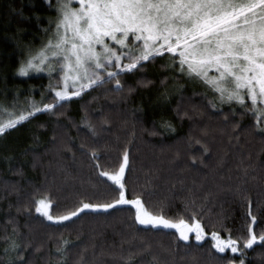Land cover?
<instances>
[{"label":"trees","instance_id":"obj_1","mask_svg":"<svg viewBox=\"0 0 264 264\" xmlns=\"http://www.w3.org/2000/svg\"><path fill=\"white\" fill-rule=\"evenodd\" d=\"M55 5L0 0V116L56 103L62 72L19 75L27 51L53 31ZM111 68L116 78L101 72L103 84L0 135V264H264V242L244 247L250 229L264 235V131L250 101L220 103L169 53L132 71ZM125 152L128 198L172 220L198 219L239 251L141 225L131 205L60 223L36 212L41 198L54 216L118 200L102 173L117 171Z\"/></svg>","mask_w":264,"mask_h":264},{"label":"snow or ice","instance_id":"obj_2","mask_svg":"<svg viewBox=\"0 0 264 264\" xmlns=\"http://www.w3.org/2000/svg\"><path fill=\"white\" fill-rule=\"evenodd\" d=\"M57 11L54 40L30 55L19 74L27 76L30 70L41 71L48 66L50 71L63 73L64 86L55 92L56 103L43 108L33 103L26 114H9L6 122H0V135L36 113L51 111L60 102L80 96L83 90L103 84L105 77L101 72L108 79L116 78L119 72L106 71L110 67L132 71L142 62L165 53L179 57L182 72L186 67L190 76L210 84L222 103L235 101L244 105L247 97L257 123L264 122V0H62ZM125 59L129 62L123 64ZM53 60L57 62L55 66L51 64ZM213 71L216 76L209 75ZM69 81L79 88L69 92ZM116 87L120 88L119 80ZM128 163L125 152L118 172L102 173L119 186L115 204L84 203L74 211L54 216L51 201L42 199L36 212L48 221L60 223L86 209L133 205L139 224L175 229L184 241L194 232L200 241L203 228L198 221L191 226L183 220L173 223L153 216L139 198H125L123 180ZM255 219L252 217L253 222ZM212 238L221 253L226 249L239 251L237 241L231 238L222 240L215 232ZM259 240L264 242V235ZM256 241L257 236L250 229L244 247L250 249Z\"/></svg>","mask_w":264,"mask_h":264},{"label":"rangeland","instance_id":"obj_3","mask_svg":"<svg viewBox=\"0 0 264 264\" xmlns=\"http://www.w3.org/2000/svg\"><path fill=\"white\" fill-rule=\"evenodd\" d=\"M62 2V0H56V17L54 18V28H53V31L51 32V33H49V35L47 36V38H45L42 42H41V44H40V46H35V47H32L30 50H28L27 51V53H26V57H25V59H24V61L23 62H21V65H22V63H24L28 58H29V56L30 55H35L36 54V52L37 51H39L41 48H43L48 42H49V40H54V33H55V31H56V22H57V20H58V18H59V14H58V11H57V9H58V7H59V4ZM73 7H78V5H76V4H74L73 5ZM130 43H131V40H130ZM129 61L128 60H123L122 61V63L124 64V63H128ZM56 61L55 60H53V61H51V64L53 65V66H55L56 65ZM21 65H20V67H21ZM20 69V68H19ZM107 71H112V72H114L113 71V69L110 67L109 69H107ZM53 71H50L49 70V67L48 66H45V67H43V70H41V71H36V70H30L29 71V73H28V75L27 76H31V75H38V74H46V75H49V74H51ZM20 75V74H19ZM209 75L210 76H216L217 75V73H215L214 71L213 72H210L209 73ZM21 76V75H20ZM24 77H26V76H24ZM210 85V84H209ZM64 86V85H63ZM63 86L61 87V88H63ZM212 90H213V92H214V94L216 95V97H217V99H218V101L220 102V103H222L221 101H220V99H219V94L212 88V86L210 85L209 86ZM79 88V85L77 84V85H75V86H73L72 85V82L71 81H69V86H68V91L69 92H71V91H74V90H77ZM60 90V89H59ZM248 99H247V97H245V102L247 101ZM249 101V100H248ZM231 103H237V102H235V101H233V102H231ZM223 104H230L229 102H227V101H225V102H223ZM238 104V103H237ZM250 104H251V102H250ZM252 106V105H251ZM9 112H7L6 114H4V115H1L0 116V122H6L9 118H10V116H9ZM259 126H260V129H264V122H260L259 123ZM127 168V167H126ZM119 170V169H118ZM118 170L117 171H114V172H106V173H108V175H112V174H115L116 172H118ZM125 171H126V169H125ZM125 174V173H124ZM108 177V176H107ZM124 190V189H123ZM125 192V191H124ZM125 198L126 199H128V200H133V199H137V198H128L127 196H126V194H125ZM42 199H44V200H48V199H45V198H41V199H39L38 201H40V200H42ZM140 199V198H139ZM141 200V199H140ZM142 201V200H141ZM116 202V201H115ZM115 202H113V203H110V204H115ZM143 203V202H142ZM143 205H144V203H143ZM131 206H133V205H131ZM134 207V206H133ZM135 208V207H134ZM144 208L147 210V208L145 207V205H144ZM91 209H103V208H91ZM136 210V209H135ZM148 211V210H147ZM149 213H151L153 216H162V215H157V214H154V213H152V212H150V211H148ZM164 219H167V220H169V221H171V222H173V223H179L181 220H172V219H169V218H166V217H164V216H162ZM185 223H187V224H189L190 226L191 225H193L194 223H196L197 221L201 224V226H202V228H203V238L200 240V241H198V242H202V241H205V240H207V239H210L214 244L216 243V241H214L213 240V238H212V234L214 233V232H207L206 230H205V228L203 227V225H202V223L198 220V219H195V220H193V221H187V220H183ZM54 222V221H53ZM63 222H65V221H63ZM146 226H151V225H146ZM153 227V226H152ZM157 228H163V227H157ZM165 229V228H164ZM170 229V228H169ZM171 230H175V229H171ZM176 231V230H175ZM178 232V231H177ZM215 233H218V232H215ZM179 234V233H178ZM219 234V236H220V238L222 239V240H228L230 237H224V236H222L220 233H218ZM232 240H235V239H233V238H231ZM189 240H195V241H197L196 240V237H195V233L193 232V233H189V239L187 240V241H189ZM236 241V240H235ZM258 241H260L259 240V237H257V241L256 242H258ZM13 249V246H11L10 245V247H9V250H10V252H12L11 250ZM226 251H231L230 249H226L225 250V252ZM234 264H241V263H234Z\"/></svg>","mask_w":264,"mask_h":264}]
</instances>
